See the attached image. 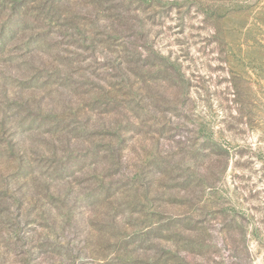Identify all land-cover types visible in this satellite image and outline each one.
Returning <instances> with one entry per match:
<instances>
[{
  "label": "rangeland",
  "instance_id": "rangeland-1",
  "mask_svg": "<svg viewBox=\"0 0 264 264\" xmlns=\"http://www.w3.org/2000/svg\"><path fill=\"white\" fill-rule=\"evenodd\" d=\"M0 264H264V0H0Z\"/></svg>",
  "mask_w": 264,
  "mask_h": 264
}]
</instances>
